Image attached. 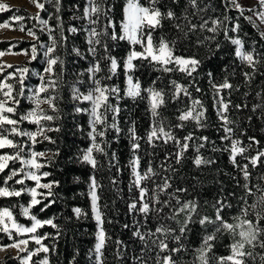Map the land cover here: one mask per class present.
Segmentation results:
<instances>
[{
  "label": "trees",
  "instance_id": "1",
  "mask_svg": "<svg viewBox=\"0 0 264 264\" xmlns=\"http://www.w3.org/2000/svg\"><path fill=\"white\" fill-rule=\"evenodd\" d=\"M43 11H39V16L43 20H48L49 26L55 29L53 35L59 39L61 31L58 26L57 17H60L63 23L64 36L67 40L62 46H58L53 55H59L64 61L62 82L59 85V97L57 105L60 109L58 120L49 122L51 127L60 130L48 132L55 143L48 141L39 142L35 146L36 151H43L50 156L43 162L51 163L42 171L50 172L51 175L44 178L43 182L58 181L52 191L55 193L49 199L55 200V203L45 211L40 209L44 204L37 205L32 208V214L37 215L40 219L55 218L54 222L60 226V235L58 239L45 240L47 245L55 244V252L49 253L50 264H96L95 254L93 253L96 244L97 222L93 218L91 200L89 197L90 177L95 176L98 183L102 186L98 190L101 197L99 203L104 213V228L110 237L106 241L104 248L105 264H156L157 254L160 256L166 253H160L159 249L153 243L157 237H148L150 231L154 232L159 224L163 223L170 227L178 229L179 225L172 220L163 219L165 213H170L171 208H165L164 212L159 216L155 212L145 217L136 212L129 211V204L137 199L138 190L132 186L133 177L131 175L130 160L133 155L140 156V170L146 169L149 163L158 173L144 184L149 188V196L152 195L151 189L162 181L165 176L170 177L172 187L168 190L173 192L176 188H186L187 192L177 193L182 200L195 199L199 205L197 214L193 216V221L188 225V231L182 238L187 251L174 254V259L178 264H193L195 253L194 250L199 248L204 236L214 232L216 224H205L201 226L198 218L201 216L211 217L213 220L216 215L217 201H223L225 208L221 215L232 222V218L239 215L243 207H247L255 202L254 196H248L244 189V178L240 171V167L248 165L251 173L248 181L249 185L264 183L261 180L264 177V163H258L256 166L250 164L246 157H253L257 151H264V39L260 33L263 32L252 16V11L244 9L243 15L234 8L228 0H197L198 9H193L189 4V0H160L158 5L162 11L168 9L176 13V20H165L164 27L156 29L154 32V40L159 36H164L169 40L176 41V54L182 56H195L202 61L197 73L192 77H188L180 72L165 73L157 71L156 66L150 64L146 60H136L134 64L136 68L131 75L134 82L139 81L142 92L135 99L125 95L126 76L124 73L123 62L131 50V45L127 41H111L107 37H100L103 42L108 44V55L115 57L120 64L116 75L111 80H103V84L118 87L120 89L119 96H111L109 103L118 106L120 111L115 119L118 127L121 129L117 133L114 129H109L104 137L106 143L103 145L107 155L94 151L97 159V167L93 169L91 165L82 161V155L90 146L91 140L88 133L90 131V117L85 112H77L76 108H90L88 102L81 103L74 100L72 96L73 87H77L81 92H87L93 87L92 81L89 79L88 69L97 60L100 61L101 72L96 74V78L100 79L108 75L107 67L109 61L102 59L105 52L102 45L96 46V56L93 57L89 52V44L87 43V33L91 27H97L100 31L102 26L107 24L108 20L104 15L100 16L98 25H90L83 18L84 10L87 7V0H61L60 11L57 13L55 9V0L45 2ZM104 8L107 10L108 18L116 24L117 33L120 32L119 24L123 20V8L126 0H103ZM141 4H146L147 0H140ZM195 13V14H194ZM15 15H21L25 19L17 22L24 25V31L33 30L39 37V40H12L0 42V52H5L13 47L14 52H31L33 45L37 47V58L25 64L29 69L25 74L24 84L25 93L28 88L34 84H38L35 78L37 73H42L46 64L44 58L45 48L41 45H48L49 35L47 29L41 31L43 27L35 19L37 14L31 13L26 7H13L9 11L0 13V23L11 21ZM224 15L230 17L227 27L231 29L235 23H239L238 32L229 31V35L239 37L244 41L245 51L255 49V56L260 61L256 69L253 71L245 63L241 62L235 56V47L229 41H226L223 32H219L212 40H207L202 44H198L197 40H203L205 37L213 36L206 30H197L190 33L187 38L174 27L180 24L185 27L188 21L199 25L203 20L215 18H223ZM245 17H252L253 24ZM16 23V24H17ZM209 26L211 24L209 23ZM75 27L77 32H69L68 29ZM111 32V29L108 30ZM219 44V48L216 45ZM73 49H78L81 55H77ZM137 50L139 45L136 46ZM57 70L60 65L56 66ZM250 73V78L246 79L244 73ZM209 73L212 76L209 77ZM225 78L234 85L231 90H224L222 93L226 101H230L228 110V118L234 121L229 125L233 128L232 138L239 139L243 145L247 147V151L243 155L237 156L236 164L230 159V153L225 149L230 146V141L223 140L225 133L222 129V121L217 115V105L214 101V90L212 83H221ZM172 80L188 87L193 99H200L206 109L205 127H197L193 120L183 122V128H177L176 125L181 123L177 117L182 111L191 106V99L180 95L178 99L173 98ZM17 89L19 85H16ZM148 87L162 89L165 94V104L159 109V120L163 121L166 130H171L178 138H183L188 133H192L194 140L189 142V150L184 154V159L180 164L175 163L174 153L177 151L173 142L164 144L163 141H156L157 147L153 148L146 142L147 134L153 123L149 108V99L147 92L143 91ZM199 87L201 91H196ZM236 105H240L239 108ZM29 109L25 99H21L18 113ZM255 109V110H254ZM113 113L108 112V123H112ZM24 125H26L24 123ZM135 126L136 135L142 137L138 142L141 147L136 153H133L131 145L132 139L129 129ZM32 128V126H29ZM202 136L208 137L207 142L201 141ZM254 138L258 143H253L249 138ZM17 140L27 142L25 138L15 137ZM98 138V142H99ZM204 143V147L200 152L195 151L196 147ZM221 149V150H214ZM3 152H11V149L2 150ZM27 152V149H26ZM55 154V155H54ZM113 154L115 158L113 159ZM197 155H201L205 159L213 161L208 165L197 167L194 159ZM264 160V157H262ZM111 161V164L109 163ZM171 167L173 171H165L161 165ZM19 168L21 165L16 162H10L9 168ZM8 170L0 173V185H2ZM15 177L9 181V186H15L17 189L24 185L15 184ZM116 180V184L112 180ZM28 187H33L34 182L25 181ZM243 197L244 199H241ZM168 199L167 193L161 194L160 197ZM30 197L27 193L20 197L0 198V208L9 207L13 210L17 221L26 226H30L31 221L20 214V205H27ZM247 201V204L244 201ZM175 204V201H172ZM227 205H231L228 207ZM159 207V205H157ZM74 208H80L82 214L79 218L73 212ZM249 219L255 222V213L249 207ZM183 214L177 217L183 221ZM261 227H264V220L260 221ZM128 225V227H125ZM139 230L146 236L141 241L134 235ZM50 233L56 235V230L50 226H45L38 230L37 234ZM179 235V232L176 233ZM217 239L213 243L215 247L213 253L219 256L229 254L228 245L232 241V237L227 233H216ZM163 239V237H160ZM238 238V237H237ZM264 239V236L261 237ZM120 242V243H117ZM169 247H177L171 238H168ZM11 242L5 241L3 233H0V246H7ZM34 248L32 246L29 247ZM249 250L246 248V251ZM119 251L120 255L117 256ZM255 259H249L248 264H260L259 257L264 256V249L259 247L253 250ZM41 253L38 257H33L32 264L42 257ZM210 256L212 253L209 254ZM0 264H20L12 255H7ZM215 264V260L211 261Z\"/></svg>",
  "mask_w": 264,
  "mask_h": 264
},
{
  "label": "snow or ice",
  "instance_id": "2",
  "mask_svg": "<svg viewBox=\"0 0 264 264\" xmlns=\"http://www.w3.org/2000/svg\"><path fill=\"white\" fill-rule=\"evenodd\" d=\"M45 2H50V0H45ZM177 3L178 0H173ZM258 5L261 9L255 15L258 16L261 23H264V0H257ZM35 6L43 11L45 8V3L40 2V0H33ZM61 0H55V9L58 13L60 11ZM234 8L240 11L243 15L244 9L238 3V0H228ZM160 0H147L146 4H141L140 0H126L125 6L123 8V20L119 24L120 32L116 31V24L108 18L107 10L104 8L103 0H87V7L84 10L83 18L88 21L90 25H98L100 23V16L104 15L108 22L103 25L101 30L98 31L97 27H91L87 33V43L89 44V52L92 53L93 57L96 56V46L102 45L105 55L102 59L109 61L107 71L108 75L96 78V74L101 72L100 61L97 60L88 69L89 79L92 81L93 87H91L86 93L81 92L79 88L73 87L72 96L74 100L83 102H88L90 108H76L77 112H85L90 117V131L88 133L89 139L91 140L90 146L85 150L82 155V161L91 165L93 169L97 167V159L94 156V151L107 155L105 151L104 144L106 141L104 137L107 131L111 128L117 133L120 132V128L116 122V115L119 114V107L113 106L109 103V98L113 95L119 96L120 89L115 86L103 84V80H111L112 76L116 75L117 69L120 67L117 59L111 55H108V44L103 42L100 37H107L111 41H127L131 45V50L129 51L127 57L123 62L124 73L126 76V89L125 95L135 99L139 97L142 92L141 84L137 80L134 82L133 76L129 73L133 72L136 68L134 61L136 60H146L150 64L156 66L157 71H162L165 73L180 72L188 77H192L194 73H197L199 66L202 61L195 56H182L176 54V41L169 40L164 36H159L154 40V32L158 28L164 27L165 20H176V13L168 9L167 11H162L158 6ZM189 4L193 9H198L197 0H189ZM11 10V6L0 2V12ZM252 11V9H249ZM195 14V13H194ZM30 19H35L43 27L41 31L47 29L49 35L50 43L48 45H41L45 48L44 58H45V68L42 73H37L39 78V83L34 88L28 91L31 95L25 96V84L24 76L28 73V68L20 69V76L16 78L14 74H9L3 80H0V173H4L8 170L7 176H5L2 185H0V198H11L20 197L22 194L27 193L30 197L28 204L20 205V214L31 221L30 226H26L17 221L13 210L9 207L0 208V232L5 233L12 243L7 246H0V251H6L7 248L16 249L18 253H26V255H18L15 257L20 264H32L33 257L40 256L41 253L44 255L35 261V264H50L49 253L55 252V244L47 245L44 243L45 240L58 239L60 235V226L54 222L55 218L40 219L37 215L32 214V208L37 205L44 204V201L48 203L40 209L41 212L45 211L47 208L51 207L55 203V200L49 199L53 197L55 193L52 189L58 186V181H49L42 183L41 181L50 176L51 173L47 171H42L48 164L51 163L49 160L47 163L41 162L48 154L43 151H36L35 146L38 142L48 141L49 143H55V141L47 135L48 132L59 131V128L51 127L49 122H53L60 118V109L57 105L59 97V85L62 82L63 76V65L64 61L59 55H53L58 46H62L67 40L63 32V23L60 17H57L58 26L61 31L59 33V39L56 35H53L55 29L49 26L48 20H43L40 18L39 13L35 17H29ZM250 22L252 17H245ZM14 21L20 22L25 18L21 15H15L11 18ZM188 21L185 27L180 24H175L174 27L178 32H181L185 38L189 36L190 33H195L198 29L201 31L206 30L213 34L211 37H205L203 40H197L198 44H202L207 40H212L215 38L219 32H223L224 39L229 41L235 47V56L239 60L245 63L253 71L260 61L255 56V49L251 51H245L244 41L239 37H233L229 35V31L238 32L240 25L235 23L231 29L227 27V23L230 22V17L224 15L223 18H215L210 22L209 20H203L199 25L194 24L187 16L184 17ZM209 23L211 26H209ZM10 23H0V29L9 28ZM111 29V32L108 30ZM20 31H24V25L21 24ZM69 32H77V28L72 27L68 29ZM28 35L32 36L34 39L39 40L36 33L29 29ZM261 38L264 39V32L260 33ZM139 45V49L136 46ZM219 48V44L216 45ZM77 55H81L78 49H73ZM5 53L0 52V56ZM37 58V47L35 45L31 48V59L35 60ZM60 65V69L57 70L56 66ZM12 67V65H8ZM209 77L212 73L208 74ZM245 78H250V73H244ZM16 79L19 88L16 85L9 83L8 80ZM211 87L214 90V101L217 105V115L222 121V129L225 133L223 140L230 141V146L223 150L230 153V159L233 164H236L237 156L243 155L248 149L245 147L241 140L233 139L232 133L233 128L229 125L233 124L234 121L228 118V110L230 107V101H226L223 92L224 90H231L234 85L225 78L221 83H212L209 81ZM171 84L173 86V98L178 99L181 94L191 99V106L177 117V120L181 123L177 124V128H183V122L188 120H193L197 127H205L204 121L206 120V109L200 99H193L191 93L183 84L178 83L176 80H172ZM147 92L149 99V108L151 116L153 118V123L146 137V142L153 148L157 147L156 141H163L164 144H168L170 141L174 143L177 151L173 154L175 158V163L180 164L184 159V154L189 150V142L194 140L192 133H188L183 138H178L173 134L171 130H166L162 120H159L160 112L159 109L165 104V94L162 89H157L155 87H148L143 89ZM196 91H201L199 87ZM21 99H26L32 105L30 109L24 112L18 113V108L21 103ZM47 105L48 108L44 109L42 106ZM237 108L240 105H236ZM255 110V109H254ZM113 113L112 123H108V112ZM24 122L35 125L34 131H28L22 129L20 126ZM129 133L132 139V151L136 153L140 149L141 145L138 142L142 137L136 135V129L133 125L129 129ZM15 137H26L27 142L23 140H17ZM39 138V139H38ZM98 138L99 142H98ZM203 142L208 141V137L202 136L199 138ZM253 143H258L254 138H249ZM204 147V143L198 145L195 149L197 153L200 149ZM11 149V152H3L2 150ZM27 149V152H26ZM221 150V149H214ZM55 155V154H54ZM264 157V151H257V154L253 157H246L249 159L252 166H256L258 163H264L262 160ZM115 158L113 154V159ZM140 156L133 155L130 160L131 175L133 177L132 186L138 190V197L136 200L129 204V211L142 214L145 219L150 213L155 212L157 216L164 212L165 208H171L170 213H165L163 219L175 221L179 227L178 229L165 225L163 223L156 227L155 231H150L147 235L148 237H157L153 243L159 249L160 253H166V255L160 256L157 254L156 264H178L177 260L174 259V254L180 253L182 251H187L184 244L181 242L185 233L189 230L188 225L193 221V216L197 214V209L199 207L195 199L182 200L177 193L187 192L186 188H176L173 192L168 190L172 187L170 183V177L165 176L162 181L155 185L151 189L152 195L149 196V188L144 184L145 181L151 180L153 177L157 176L158 173L153 168L151 163L148 164L145 170H140ZM10 162H16L21 165L19 168H9ZM111 164V161L109 162ZM213 163V161L205 159L201 155H197L194 159V164L197 167L201 165H208ZM162 168L165 171H173L169 167H165L163 164ZM243 174L245 181L244 189L248 196H254L255 202L247 207H243L240 214L232 218V222L226 220L221 212L225 208V203L223 201H217L216 215L213 220L208 216H201L198 218V222L201 226L205 224H216V228L213 233L204 236L202 243L199 248L194 250L195 258L193 264H211L212 260H215V264H248L249 259H255L253 250L257 247L264 249V227H261L260 221L264 220V183L249 185L248 181L250 179L251 173L248 170V165L238 166ZM20 177L15 180V184L24 185L17 189L15 186L10 187L9 181H12L15 177ZM264 181V177L261 178ZM25 181L34 182L33 187H28ZM115 185L117 182L115 179L112 180ZM102 186L98 183L95 176L90 177L89 184V197L91 200V208L93 213V218L97 222V233H96V244L93 249L95 254L96 264H105L104 262V248L106 241L110 239L105 228H104V213L101 210V205L99 203L101 197L98 195V190ZM45 190V191H40ZM167 193L168 199H161V194ZM241 199H244L241 197ZM175 201V204H172ZM247 204V201H244ZM159 205V207H157ZM231 207V205H227ZM252 208L255 213V222L249 219L248 209ZM73 212L79 218L82 214L80 208H74ZM183 214V221L177 219L178 216ZM45 226H50L56 230V235L53 236L50 233L37 234L39 229ZM128 227V225H125ZM177 231L179 235H177ZM15 233V236L13 235ZM216 233H227L232 237L231 243L228 245L229 254L224 256H219L213 253V249L217 236ZM134 235L138 237L141 241L146 239V236L142 234L139 230L134 232ZM160 237H163L161 239ZM178 245L177 247H169L168 238ZM238 237V238H237ZM30 242L34 243L36 247L29 248ZM120 243V242H117ZM246 248L249 249L246 251ZM212 253L210 256L209 254ZM119 251L117 256H119ZM260 264H264V256L259 257Z\"/></svg>",
  "mask_w": 264,
  "mask_h": 264
},
{
  "label": "rangeland",
  "instance_id": "3",
  "mask_svg": "<svg viewBox=\"0 0 264 264\" xmlns=\"http://www.w3.org/2000/svg\"><path fill=\"white\" fill-rule=\"evenodd\" d=\"M0 2H3V3L10 5L11 8H13V7H26L31 13H35V14H38L40 11L35 6V4L33 3V0H0ZM238 3L243 7V9H248V10L252 9V13H253L252 16H253L254 20L257 22V24L261 27V29L264 32V23H261L258 16L255 15V13H258L259 11H261L257 0H238ZM7 22L10 23V27L0 29V42L12 41V40H22V39L23 40H34V38L32 36L28 35V32L19 30L21 24H18L17 21L11 20V21H7ZM15 46H16V44L12 45L9 50L4 52L5 54L3 56H0V80L5 79L6 77L9 76V74H14L16 78H19V76H20L19 70L25 68L23 66H25L26 63L32 61L31 52L30 53L26 52V51L14 52L13 47H15ZM8 65H12V67H8ZM129 74H131V73H129ZM24 78H25V76H24ZM35 78L38 79V83H39V78L37 75L35 76ZM8 82L12 83L14 85H19V84H17L16 79H10V80H8ZM36 85H38V84H34L33 86L29 87L28 90L31 88H34ZM28 95H31V93L29 91L27 93H25V96H28ZM25 101H26V103L30 109L32 107V105L26 99H25ZM42 107L44 109L48 108L47 105H43ZM24 123L26 125H24ZM24 123L21 124V126H20L22 129L28 130V131H34L35 130V125L29 124L28 122H24ZM30 125L32 126V128L29 127ZM24 138L27 141V138L26 137H24ZM49 156L50 155L48 154L41 162H43ZM41 182L44 183L43 180ZM40 191H45V190H40ZM0 233H2V232H0ZM13 235L15 236V233H13ZM3 236H4L5 241L12 243V240H10L9 237L5 233H3ZM30 246L36 247L35 244L32 242H30L29 247ZM7 255H12L13 257H16L18 255H21V256L26 255V253H18L16 249L7 248L6 251H0V263Z\"/></svg>",
  "mask_w": 264,
  "mask_h": 264
}]
</instances>
